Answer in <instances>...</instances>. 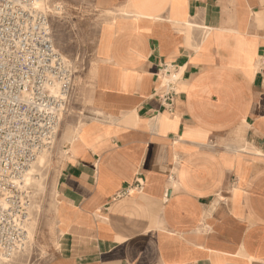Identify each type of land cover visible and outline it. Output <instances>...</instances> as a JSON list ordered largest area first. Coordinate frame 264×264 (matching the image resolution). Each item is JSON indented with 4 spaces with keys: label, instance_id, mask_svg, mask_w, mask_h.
Masks as SVG:
<instances>
[{
    "label": "crops",
    "instance_id": "1",
    "mask_svg": "<svg viewBox=\"0 0 264 264\" xmlns=\"http://www.w3.org/2000/svg\"><path fill=\"white\" fill-rule=\"evenodd\" d=\"M93 5L45 264H264V0Z\"/></svg>",
    "mask_w": 264,
    "mask_h": 264
},
{
    "label": "built area",
    "instance_id": "2",
    "mask_svg": "<svg viewBox=\"0 0 264 264\" xmlns=\"http://www.w3.org/2000/svg\"><path fill=\"white\" fill-rule=\"evenodd\" d=\"M35 1L0 0V258L24 247L30 200L23 175L54 143L73 83L74 71ZM159 72L169 107L175 69L163 65Z\"/></svg>",
    "mask_w": 264,
    "mask_h": 264
},
{
    "label": "rangeland",
    "instance_id": "3",
    "mask_svg": "<svg viewBox=\"0 0 264 264\" xmlns=\"http://www.w3.org/2000/svg\"><path fill=\"white\" fill-rule=\"evenodd\" d=\"M45 4L49 7L44 11L49 18L53 42L67 58L74 71L72 90L69 94L67 111L60 122L53 147L50 148L48 161L40 169L43 189L38 193L36 186L31 182L25 184L30 200L28 208L30 216L27 224L30 217L35 220L33 236L31 239L27 237L24 247L16 251L10 258L1 257L0 264H45L48 258L54 254L57 242L53 221L54 190L63 155L62 142L58 143V140L63 128L73 126L81 121L88 104L85 94L89 87L88 83L94 62L95 33L99 21L93 0H45ZM56 5L62 7L59 13L51 11ZM25 229L27 231L26 227Z\"/></svg>",
    "mask_w": 264,
    "mask_h": 264
},
{
    "label": "bare ground",
    "instance_id": "4",
    "mask_svg": "<svg viewBox=\"0 0 264 264\" xmlns=\"http://www.w3.org/2000/svg\"><path fill=\"white\" fill-rule=\"evenodd\" d=\"M62 2V1H61ZM34 5L37 7V8H41V9H44L46 10L47 7L46 4H45V0H37L34 2ZM54 9H50L51 11H54V13H59L61 10H62V7L59 5L56 7H53ZM119 8V7H118ZM127 8V7H126ZM129 10V9H128ZM131 11V10H130ZM65 12V11H64ZM68 12V11H67ZM125 13V12H123ZM133 13V12H132ZM121 14V13H120ZM135 14V13H134ZM130 15V14H129ZM128 15V16H129ZM138 15V14H137ZM136 15V16H137ZM127 16V15H126ZM69 17V16H68ZM137 18V17H136ZM59 19V18H58ZM71 20V19H70ZM69 20V21H70ZM57 21V20H56ZM60 21V20H59ZM59 23V22H58ZM70 23V22H69ZM73 23V22H72ZM72 26V25H71ZM72 64V63H71ZM74 67V66H73ZM76 68V67H75ZM73 69V68H72ZM76 70V69H75ZM77 81V80H76ZM75 92V91H74ZM78 95V94H77ZM76 95V96H77ZM95 115V114H94ZM98 115V114H97ZM63 118V117H62ZM105 118V117H104ZM86 123V122H85ZM82 126V125H81ZM84 127V126H83ZM70 129V128H69ZM69 129L68 127L65 128L62 132V134H60V138L58 140V143L59 141L61 140H68L70 139V135H71V132H69ZM75 133V132H74ZM74 139V138H73ZM77 139V138H76ZM53 147V144L52 146ZM51 152L50 148L49 149H46V150H43L41 151L40 153H38L37 157L28 165V167L26 168L25 170V173L23 175V181L24 183H28V182H31L34 186H36V189L38 191V193H40V191H42L43 189V185H42V175H41V172H40V169L42 168V166L48 161V154ZM63 154V152H62ZM53 155V154H52ZM46 178V177H45ZM46 187V186H45ZM29 193V192H28ZM35 195V194H34ZM33 195V196H34ZM32 196V197H33ZM43 200V199H42ZM29 213H28V219H29ZM30 221L29 223L25 225V227L27 228V231H26V234H29L28 236L26 235V238L27 237H30V239L32 238L33 236V228H34V225H35V220L32 219V217H30ZM10 258V257H9ZM5 259H8V258H5ZM4 259V260H5ZM7 261V260H6Z\"/></svg>",
    "mask_w": 264,
    "mask_h": 264
}]
</instances>
